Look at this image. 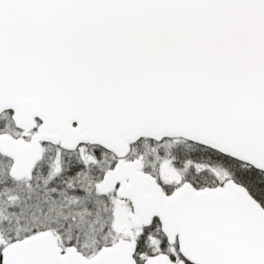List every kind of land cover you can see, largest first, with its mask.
<instances>
[{
	"label": "snow or ice",
	"instance_id": "snow-or-ice-1",
	"mask_svg": "<svg viewBox=\"0 0 264 264\" xmlns=\"http://www.w3.org/2000/svg\"><path fill=\"white\" fill-rule=\"evenodd\" d=\"M0 264H264V0H0Z\"/></svg>",
	"mask_w": 264,
	"mask_h": 264
}]
</instances>
